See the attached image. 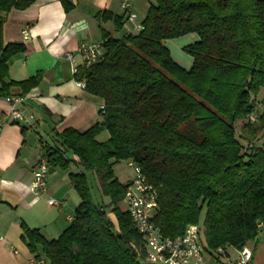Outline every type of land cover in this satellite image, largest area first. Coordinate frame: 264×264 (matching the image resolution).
Here are the masks:
<instances>
[{"label": "trees", "instance_id": "16d2710c", "mask_svg": "<svg viewBox=\"0 0 264 264\" xmlns=\"http://www.w3.org/2000/svg\"><path fill=\"white\" fill-rule=\"evenodd\" d=\"M31 4L0 0L1 97L12 88L25 96L42 78L5 82L7 63L24 47L3 46L2 26L12 9ZM98 20L115 32L128 23L109 12ZM138 21L135 35L103 34L101 58L73 76L102 101L99 120L56 133L55 145L42 148L49 170H82L68 174L79 204L59 237L47 241L23 228L29 252L47 264H148L142 238L119 208L127 185L114 174L120 162H132L157 191L155 228L176 238L188 225L201 226L212 258H225L219 248L254 247L264 223V0H148ZM185 35L197 37L183 48L189 69L164 44ZM104 132L108 139L99 142ZM87 174L108 203L93 201Z\"/></svg>", "mask_w": 264, "mask_h": 264}, {"label": "crops", "instance_id": "0c3cea01", "mask_svg": "<svg viewBox=\"0 0 264 264\" xmlns=\"http://www.w3.org/2000/svg\"><path fill=\"white\" fill-rule=\"evenodd\" d=\"M31 1L25 10L12 9L2 26L3 46L24 47L7 63L5 82L24 81L38 72L42 78L26 94L30 97L23 105L35 118L33 130L10 123L8 105L0 96V264H28L35 255L27 248L23 228L38 231L47 241L56 239L71 223L79 204L68 180L73 173L70 167L66 171L47 168L45 191L39 195L30 191L33 172L43 158L42 148L55 145V134L65 129L84 131L99 120L102 101L80 89L73 78V67L77 71L84 67L78 46L100 43L105 33L113 38L136 34L130 23L115 32L110 21L98 20L103 12L120 16L123 0ZM132 5L133 13L142 19L148 0H133ZM25 27L28 36L24 38L21 31ZM67 53L74 57L73 66L65 59ZM18 93L17 88L10 90V96ZM48 199L58 205H49ZM120 206L123 208L122 202ZM223 251L225 258L234 255L231 248ZM252 264H264V237L254 243Z\"/></svg>", "mask_w": 264, "mask_h": 264}, {"label": "built area", "instance_id": "2783aa9c", "mask_svg": "<svg viewBox=\"0 0 264 264\" xmlns=\"http://www.w3.org/2000/svg\"><path fill=\"white\" fill-rule=\"evenodd\" d=\"M133 0H123L120 5L122 14L127 17L135 31L141 29L137 16L132 11ZM23 37L28 36V28L21 31ZM77 54L81 57L84 67L96 63L103 55L102 42L81 44L77 48ZM65 59L74 65L72 54H65ZM73 73L77 70L73 67ZM78 86L84 90V83L79 82ZM30 95L11 96L5 98L8 105V119L10 123H18L28 130L35 128V118L25 111L23 105ZM101 104L99 109L103 110ZM261 105H256L253 112L247 117L248 121H254L256 113ZM132 176L126 185L122 200V211L130 218L133 229L142 238L146 250V262L148 264H252L253 245H246L240 250H234V255L227 258H212L206 251L202 227L193 224L188 225L184 233L176 238L164 237L154 226L152 218L157 208V191L147 183L140 169L132 162L127 163ZM47 174V163L45 158L39 159L33 172V180L30 191L35 195L45 191ZM48 204L57 206L58 202L48 199ZM256 239L264 237V223H258ZM217 253L223 255L222 248ZM28 264H47L45 258L31 256Z\"/></svg>", "mask_w": 264, "mask_h": 264}, {"label": "rangeland", "instance_id": "374dc122", "mask_svg": "<svg viewBox=\"0 0 264 264\" xmlns=\"http://www.w3.org/2000/svg\"><path fill=\"white\" fill-rule=\"evenodd\" d=\"M150 2H152V0H150ZM195 41H197V37L195 35H185L176 39H171V40H167L165 41V47L168 49L172 60L180 67L184 68V69H189L191 67V64H187L189 62L192 63V58L191 56L186 53L183 48L193 44ZM188 67V68H187ZM243 125V121H239L236 123V133L237 135L240 134L241 131V127ZM108 139V133L104 132L102 133V135H100L97 140L99 142H103L105 140ZM70 155H68L69 157ZM70 169L73 173H77V172H82L81 169L76 168L75 166L71 165ZM114 170V174L116 176V178L118 179V181L122 184L126 183V181L130 178L131 176V170L130 168H128L127 166V162H120L119 164H116L113 167ZM87 181L89 183V187H90V192H91V196L92 199L95 203L101 202L103 201V203H108V199L107 198H101L100 196V191L98 188V184L94 179V176L91 174H87ZM120 209L122 210L121 206ZM109 218L114 222V218L111 214H109Z\"/></svg>", "mask_w": 264, "mask_h": 264}]
</instances>
